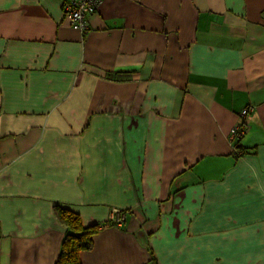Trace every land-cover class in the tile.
I'll return each instance as SVG.
<instances>
[{"label":"crops","instance_id":"0c3cea01","mask_svg":"<svg viewBox=\"0 0 264 264\" xmlns=\"http://www.w3.org/2000/svg\"><path fill=\"white\" fill-rule=\"evenodd\" d=\"M65 2L0 0V264H56L55 207L81 264H264V0Z\"/></svg>","mask_w":264,"mask_h":264},{"label":"trees","instance_id":"16d2710c","mask_svg":"<svg viewBox=\"0 0 264 264\" xmlns=\"http://www.w3.org/2000/svg\"><path fill=\"white\" fill-rule=\"evenodd\" d=\"M241 136L236 139L239 140ZM235 148L237 150L239 145L236 144ZM242 151L244 155L250 154L247 150ZM54 215L65 228L56 264H81L80 253L92 248V237L98 232V225L83 226L78 214L61 207H55Z\"/></svg>","mask_w":264,"mask_h":264},{"label":"built area","instance_id":"2783aa9c","mask_svg":"<svg viewBox=\"0 0 264 264\" xmlns=\"http://www.w3.org/2000/svg\"><path fill=\"white\" fill-rule=\"evenodd\" d=\"M102 0H66L63 6L64 15L69 21L73 29L80 33H85L88 29L86 17L94 12L96 7ZM250 108L243 109L239 113L241 121L232 128L230 132V140H235L236 137L242 135L244 130L243 118L247 116ZM125 213L120 209H112L108 219V225L120 226L125 222Z\"/></svg>","mask_w":264,"mask_h":264}]
</instances>
